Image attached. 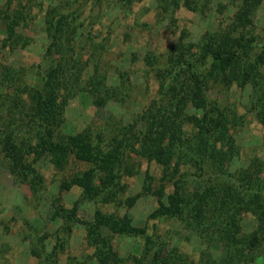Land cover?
I'll list each match as a JSON object with an SVG mask.
<instances>
[{"label": "trees", "instance_id": "trees-1", "mask_svg": "<svg viewBox=\"0 0 264 264\" xmlns=\"http://www.w3.org/2000/svg\"><path fill=\"white\" fill-rule=\"evenodd\" d=\"M14 1L17 6L4 15V43L10 48L19 40L15 27L28 17L24 0ZM53 1L44 12V56L52 62L45 69L38 68L37 86L22 80V70L10 66L0 70L3 82L15 84L14 95L0 99V145L10 173L39 201L43 178L33 166L36 162L47 159L57 169L65 168L71 160L88 165L61 182L62 190L78 187L80 198L70 209L54 202L51 218L82 226L97 264L214 262L209 249H202L197 261L173 249L164 253L159 236L133 225L127 213L117 215L98 206L129 209L143 195L157 201L149 220L180 222L195 231L208 248L222 244L227 264L245 262L247 253L264 243L263 168L258 160L248 168H232L239 148L231 130L240 116L236 107L212 100L208 93L213 85L225 90L234 85L243 90L251 85L253 94L260 96V104L251 103L254 107L247 111L264 126V43L257 42L253 34V19L264 0H240L228 30L206 32L197 43L184 41L183 33L173 50L147 53L143 61L157 81V96L110 140L103 139L102 133L94 137L88 128L75 133L61 130L70 99L85 94L94 106L102 107L126 86L122 72L118 74L119 84L110 86L104 76L98 77V68L90 80L82 82L81 52L89 38L80 19V6H74L77 0ZM130 1L120 0L122 5ZM159 2L165 4L164 11L172 6L176 10L181 4L180 0ZM183 5L193 10L188 1ZM24 94L26 100L21 98ZM129 153L156 163L161 173L158 179L146 173L141 192L124 197L122 177L132 175L125 166ZM85 202L96 206L88 220L78 218ZM244 213L258 222L253 234H240ZM26 225L33 234L30 255L40 264H57V253L48 249L45 233L38 235ZM66 229L69 233L70 228ZM112 235L143 239L142 253L131 259L121 257L114 249Z\"/></svg>", "mask_w": 264, "mask_h": 264}, {"label": "rangeland", "instance_id": "rangeland-1", "mask_svg": "<svg viewBox=\"0 0 264 264\" xmlns=\"http://www.w3.org/2000/svg\"><path fill=\"white\" fill-rule=\"evenodd\" d=\"M170 1L166 0L167 3ZM185 1L193 10L183 5ZM180 2L178 9L174 10L172 6L164 11L162 6L165 4L159 0H131L126 5H122L120 0H77L74 6H80V19L89 38L81 52L84 64L82 82L90 80L98 68V77L104 76L110 86L119 84L118 74L122 72L126 88L102 107L94 106L89 95L81 94L70 99L63 113L62 132L75 133L88 128L94 137L102 133L103 139L110 140L121 126L133 122L134 117L157 96L158 84L144 64L145 55L173 50L183 33L186 34L184 41L197 43L206 32L230 29L240 0ZM22 4L27 8L28 17L15 27L19 40L17 45L10 48L9 43H4L7 30L4 15L11 13L10 8L17 4L14 0H0V70L3 66L22 70V80L28 86L36 87L38 68L45 69L52 62L50 57L44 56V12L54 1L24 0ZM253 22L256 41L264 43V2L256 10ZM14 91L15 84L3 82L0 78V99L12 97ZM208 94L212 100L236 107L240 116V122L231 130L239 148V156L233 161L232 168H248L258 160L263 168L261 177L264 181V126L253 113L247 111L249 107H254L251 103L260 104L259 94H253L251 85L243 90L236 85L228 90L213 85ZM21 98L26 100V94ZM33 166L43 178L39 201L33 198L28 186L10 173L0 145V264H40L30 255L33 234H29L30 228L26 222L40 233L38 235L45 233L48 249L57 253V264H97L82 226L51 218L54 202L70 209L80 198L81 190L78 187L62 190L61 182L87 169L88 165L71 160L65 168L57 169L44 159ZM125 166L132 175L122 177L121 182L126 185L124 197L141 192L146 173L154 179L160 177V167L156 163L147 162L133 153L127 155ZM98 206L105 212L117 215L127 213L133 225L146 227L149 234L159 236L164 243V253L173 249L197 261L202 249H209V257L214 260L210 264H227L222 244L214 243L208 248L200 242L195 231L187 229L180 222L149 220L148 215L157 207L153 196H141L129 209ZM94 207L92 202L83 203L78 218L90 219ZM240 219L241 235H250L257 230L258 222L250 213L242 214ZM66 228H70L69 233ZM111 238L114 249L125 259L141 254L144 249L141 238L121 235H112ZM247 255L245 262L228 264H264V243Z\"/></svg>", "mask_w": 264, "mask_h": 264}]
</instances>
